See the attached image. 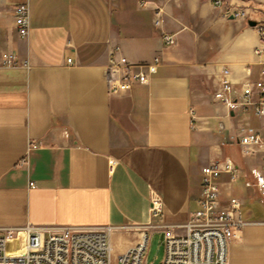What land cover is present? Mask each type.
<instances>
[{"label":"crops","instance_id":"0c3cea01","mask_svg":"<svg viewBox=\"0 0 264 264\" xmlns=\"http://www.w3.org/2000/svg\"><path fill=\"white\" fill-rule=\"evenodd\" d=\"M215 1L0 0L1 50L20 61H0V233L111 226L121 254L150 224L185 225L199 209L202 168L229 158L237 171L220 175V201L239 199L244 223L229 264H264V200L255 184L262 154L234 140L248 125L264 138V118L214 100L224 67L236 88L261 77L257 27L225 13L229 4L252 7L251 21H260L264 0ZM24 2L26 38L14 17ZM116 48L134 64L160 59L148 84L110 95L105 70ZM154 197L164 203L158 220Z\"/></svg>","mask_w":264,"mask_h":264},{"label":"built area","instance_id":"2783aa9c","mask_svg":"<svg viewBox=\"0 0 264 264\" xmlns=\"http://www.w3.org/2000/svg\"><path fill=\"white\" fill-rule=\"evenodd\" d=\"M216 6H223V0H216ZM256 9L252 7L229 4L226 17L237 20H255ZM160 12L156 13L154 24L159 26L163 20ZM15 26L22 38L30 31V7L27 2L18 4L14 9ZM261 43L256 53L264 56V19L256 20ZM164 43L174 46L176 38L163 34ZM0 61L5 66H17L19 58L14 53L2 52ZM68 62L71 64L72 60ZM161 61L157 57L146 64H134L116 48L110 53L105 70L110 95H122L129 92L135 84H148L157 73ZM27 65V62H25ZM231 72L222 68L219 88L214 100L231 110L240 108L251 111L255 116L264 118V61L260 78L247 81L236 88L232 82ZM247 154H262V166L255 172V184L264 200V138L254 127L248 125L234 139ZM236 166L229 158L211 163L202 168V193L197 209L182 226L150 224L144 229L140 241L121 254H115L111 243V226L77 227L53 226L24 228L25 252L10 254L8 245L17 239L15 228H6L0 233V264H143L148 250L152 232L164 229L165 257L161 264H229L230 243L238 237L244 223L240 219L242 202L232 198L228 205H221L220 175L224 172L235 173ZM34 187V184H31ZM151 216L158 220L164 213V203L154 197L151 201ZM181 227L185 233L179 235L176 228ZM150 229V230H149Z\"/></svg>","mask_w":264,"mask_h":264},{"label":"rangeland","instance_id":"374dc122","mask_svg":"<svg viewBox=\"0 0 264 264\" xmlns=\"http://www.w3.org/2000/svg\"><path fill=\"white\" fill-rule=\"evenodd\" d=\"M8 252L10 254H23L25 252V237H17L9 243ZM165 257L164 234L161 231H154L150 240L148 250L145 253L143 264H161Z\"/></svg>","mask_w":264,"mask_h":264},{"label":"water","instance_id":"95a60500","mask_svg":"<svg viewBox=\"0 0 264 264\" xmlns=\"http://www.w3.org/2000/svg\"><path fill=\"white\" fill-rule=\"evenodd\" d=\"M249 25H250V26H256L257 23H256L255 21H249Z\"/></svg>","mask_w":264,"mask_h":264}]
</instances>
